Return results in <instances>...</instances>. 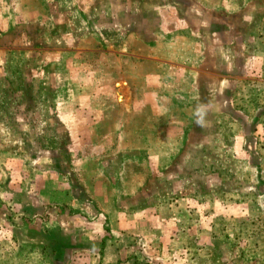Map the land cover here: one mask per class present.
<instances>
[{"label": "rangeland", "instance_id": "rangeland-1", "mask_svg": "<svg viewBox=\"0 0 264 264\" xmlns=\"http://www.w3.org/2000/svg\"><path fill=\"white\" fill-rule=\"evenodd\" d=\"M0 264H264V0H0Z\"/></svg>", "mask_w": 264, "mask_h": 264}, {"label": "clouds", "instance_id": "clouds-1", "mask_svg": "<svg viewBox=\"0 0 264 264\" xmlns=\"http://www.w3.org/2000/svg\"><path fill=\"white\" fill-rule=\"evenodd\" d=\"M196 115L198 116L197 123L202 124L203 123V110L198 108Z\"/></svg>", "mask_w": 264, "mask_h": 264}]
</instances>
